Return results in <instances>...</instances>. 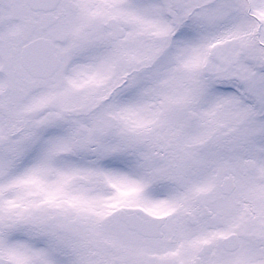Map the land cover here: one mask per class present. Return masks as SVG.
<instances>
[{"label": "snow or ice", "instance_id": "1", "mask_svg": "<svg viewBox=\"0 0 264 264\" xmlns=\"http://www.w3.org/2000/svg\"><path fill=\"white\" fill-rule=\"evenodd\" d=\"M0 264H264V0H0Z\"/></svg>", "mask_w": 264, "mask_h": 264}]
</instances>
